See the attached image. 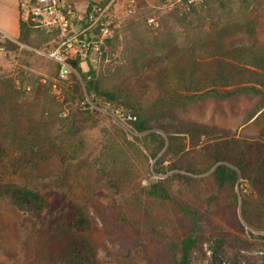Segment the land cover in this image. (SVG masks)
Segmentation results:
<instances>
[{
    "label": "rangeland",
    "instance_id": "rangeland-1",
    "mask_svg": "<svg viewBox=\"0 0 264 264\" xmlns=\"http://www.w3.org/2000/svg\"><path fill=\"white\" fill-rule=\"evenodd\" d=\"M68 1L81 13L89 8V0ZM100 1L114 37L103 36L98 29L102 42L94 48L83 45L84 51L96 58L93 63L103 84L122 93L136 90L138 98H150L147 103L160 94L153 90L144 94V85L177 52L195 47L207 55L205 48L219 43L226 47L264 43V0H202L194 7L188 0ZM151 17L159 24L151 23ZM81 35L85 41L90 36ZM65 39L60 32L34 27L31 45L0 50V79L25 91L41 125L26 131L5 128L1 122L0 184L16 182L38 189L48 195L53 210L40 221L0 196V264H168L167 244L190 234L202 236L205 250L214 236L242 235L253 247L241 250L238 264H264V239L250 234L264 235L261 192L249 188L255 200L252 211L260 208L258 229L245 222L240 206L220 200L219 207L212 204L216 210L211 208L210 186L173 189L168 197L154 194L152 182L163 175L153 170L156 159L141 134L132 133L124 111L116 108L115 114L111 104L87 106L69 86L71 81L59 77L57 62L48 53ZM102 45L106 54L101 59ZM90 63H83L85 70ZM119 69H124L122 74ZM71 91L77 95L75 102L67 99ZM152 109L151 118L177 122L171 130L183 129L179 123H198L249 140L264 138V94L207 97ZM75 110L79 137L69 121ZM0 120L5 122V115ZM76 207L85 210L86 227L74 224ZM128 237L137 242L131 259L124 256ZM194 264H207V259L198 254Z\"/></svg>",
    "mask_w": 264,
    "mask_h": 264
},
{
    "label": "trees",
    "instance_id": "trees-1",
    "mask_svg": "<svg viewBox=\"0 0 264 264\" xmlns=\"http://www.w3.org/2000/svg\"><path fill=\"white\" fill-rule=\"evenodd\" d=\"M94 3V0H89V8ZM195 5L191 4L192 7ZM33 32L32 23L25 21L21 15L19 42L7 38V49L31 45ZM199 51L201 49L193 47L187 53L177 52L174 60L169 61V65H162L158 75L151 77L150 84L144 85L145 90L140 86L144 94L152 90L160 94L150 103H147L149 97L138 98L134 93L136 90L122 93L103 84L98 66L91 64L89 70H85L84 60L76 45L66 51L73 71L70 79L65 81H71L69 86L87 106L111 104L115 114V109L120 108L137 115L135 120L127 119L132 133L137 137L138 133L141 134L151 157L156 159L153 170L163 175L152 182L154 194L168 197L173 189L182 191L210 186L212 193L208 196V202L211 208L216 210L220 200L230 207L240 206L245 222L258 229L261 227L260 208L252 211L255 200L249 188L256 187L261 192L264 206V138L249 140L198 123H179L184 126L183 129L178 127L171 130L177 122L150 116L155 106L184 105L207 97L225 99L238 94H264V43L256 41L232 47L219 43L206 47L207 55ZM101 52L102 59L106 54L105 45L101 46ZM60 66L57 62L58 71ZM123 70L119 69V74ZM14 85L11 81L0 79V118L3 115L6 117V121L0 120V124L13 130L35 131L37 126H41L40 122L37 125L36 107L27 103L25 91L17 90ZM73 91L67 93V99L71 102L77 99ZM87 95L91 102L87 100ZM77 115L78 112L73 111L69 121L72 133L79 137ZM0 196L40 221L53 213L48 195L35 188L6 182L0 184ZM183 209L191 212L186 206ZM74 212H78L74 224L86 227L85 210L76 207ZM236 220L245 233V224L237 211ZM250 234L264 239V235H257L253 231ZM123 244L126 249L124 256L129 259L135 257V239L124 238ZM252 247V241L242 235L222 234L214 236L205 250L202 236L190 234L180 241L168 243L166 252L168 264H194L198 254L207 259V264H238L242 259L241 250ZM76 256L81 258L80 253Z\"/></svg>",
    "mask_w": 264,
    "mask_h": 264
},
{
    "label": "built area",
    "instance_id": "built-area-1",
    "mask_svg": "<svg viewBox=\"0 0 264 264\" xmlns=\"http://www.w3.org/2000/svg\"><path fill=\"white\" fill-rule=\"evenodd\" d=\"M95 3L91 8H88L85 13H81L68 0H20V10L22 18L25 21L32 23L33 27L45 29L48 32H60L66 36V39L52 52L48 53L56 62L60 63L59 77L68 79L73 67L67 61V50L76 45L81 52L84 62H89L96 66L93 62L96 58L89 55L88 50L84 51L83 45L88 48H94L97 43L102 42L99 33L96 30L100 29L101 34L106 37H114L113 31L110 29V22L107 20V9L100 0H94ZM173 2L174 0H168ZM180 1V0H179ZM202 0H188L190 4L199 3ZM132 6V4H131ZM133 11L132 7L130 9ZM151 23H156L154 17L150 18ZM81 25L83 28L80 31L74 30V27ZM83 32H89L88 40L85 41L81 37ZM9 38L19 42L4 33H0V50H6L5 40ZM77 42H82L80 46ZM87 48V49H88ZM123 115L126 119H137V115L131 112L124 111Z\"/></svg>",
    "mask_w": 264,
    "mask_h": 264
},
{
    "label": "crops",
    "instance_id": "crops-1",
    "mask_svg": "<svg viewBox=\"0 0 264 264\" xmlns=\"http://www.w3.org/2000/svg\"><path fill=\"white\" fill-rule=\"evenodd\" d=\"M20 32V0H0V33L17 39Z\"/></svg>",
    "mask_w": 264,
    "mask_h": 264
}]
</instances>
